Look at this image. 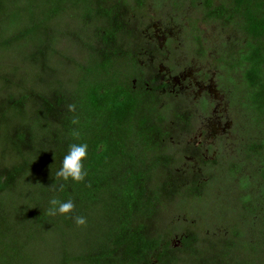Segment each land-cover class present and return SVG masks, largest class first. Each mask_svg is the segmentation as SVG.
<instances>
[{
	"label": "trees",
	"instance_id": "16d2710c",
	"mask_svg": "<svg viewBox=\"0 0 264 264\" xmlns=\"http://www.w3.org/2000/svg\"><path fill=\"white\" fill-rule=\"evenodd\" d=\"M153 1L0 0V264H264V208L244 204L259 216L250 239L236 221L217 232L173 221L214 175L201 146L183 142L196 107L159 77L216 53L264 124V0H164L186 20L164 46L146 33ZM73 143L88 144L87 176L57 181ZM249 143L264 179V137ZM53 197L74 212L48 216Z\"/></svg>",
	"mask_w": 264,
	"mask_h": 264
},
{
	"label": "rangeland",
	"instance_id": "374dc122",
	"mask_svg": "<svg viewBox=\"0 0 264 264\" xmlns=\"http://www.w3.org/2000/svg\"><path fill=\"white\" fill-rule=\"evenodd\" d=\"M165 7L164 0L153 1L146 29L147 36L160 46H164L169 38L180 39L181 26L186 21L184 16L173 17ZM161 9L164 15H159ZM211 57L213 60L207 63L191 61L177 75H171L165 66L160 69L159 77L167 84V89L184 94L196 107L193 131L185 135L183 142L201 146L205 159L212 162L207 165L206 173L214 175L208 181L207 195L192 205L181 203L176 206L178 215L173 221L183 225L195 223L208 232L225 230V226L236 221L241 225L245 239H250L252 234H257L259 216L252 218L244 204L248 201L251 208L259 213L263 211L264 179L260 174L262 162L251 155L248 144L264 137V124L254 122L239 95L234 94L233 84L223 79L221 71L213 65L216 53ZM179 59L180 63L185 61ZM182 165L185 169L201 170L194 157H187ZM241 211L247 214L245 220H237L243 216ZM181 234L180 231L174 233L173 244H179Z\"/></svg>",
	"mask_w": 264,
	"mask_h": 264
},
{
	"label": "clouds",
	"instance_id": "9594fccd",
	"mask_svg": "<svg viewBox=\"0 0 264 264\" xmlns=\"http://www.w3.org/2000/svg\"><path fill=\"white\" fill-rule=\"evenodd\" d=\"M69 111H75V105H68ZM72 124H78L79 119L73 118L71 121ZM71 135L75 139L80 138V132L78 129H73ZM88 156V144L87 143H73L69 146L68 153L64 156L62 161L61 168L55 173V180L60 181H68L72 180L76 183L84 182L87 171L84 167V161ZM90 186V185H89ZM60 191H63L64 184L61 183L59 185ZM53 190H55V186L53 185ZM50 207L47 209L48 216H56V215H71L75 210L74 202L69 199L66 202L61 201L57 197H53L49 201ZM75 224L78 227L86 226L87 219L84 216H75L74 217Z\"/></svg>",
	"mask_w": 264,
	"mask_h": 264
}]
</instances>
